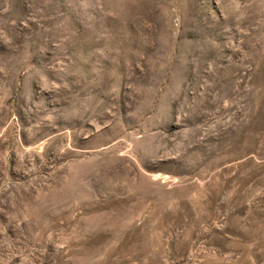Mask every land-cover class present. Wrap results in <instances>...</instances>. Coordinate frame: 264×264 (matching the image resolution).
<instances>
[{"label": "rangeland", "instance_id": "rangeland-1", "mask_svg": "<svg viewBox=\"0 0 264 264\" xmlns=\"http://www.w3.org/2000/svg\"><path fill=\"white\" fill-rule=\"evenodd\" d=\"M0 264H264V0H0Z\"/></svg>", "mask_w": 264, "mask_h": 264}]
</instances>
